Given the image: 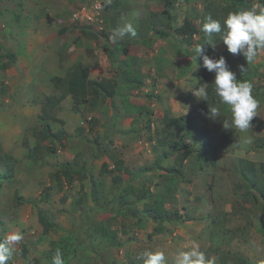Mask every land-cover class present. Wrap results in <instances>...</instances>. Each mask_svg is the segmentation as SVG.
Here are the masks:
<instances>
[{
    "label": "rangeland",
    "instance_id": "1",
    "mask_svg": "<svg viewBox=\"0 0 264 264\" xmlns=\"http://www.w3.org/2000/svg\"><path fill=\"white\" fill-rule=\"evenodd\" d=\"M93 1L0 0V156L15 160L13 170L0 162V242L23 237L7 264H52L57 250L64 264H143L146 249L174 264L193 245L211 264H264V199L249 186L252 176L264 184V50L247 64L219 34L202 31L206 16L223 27L229 12L264 0H104L101 25L73 21ZM126 20L137 35L110 39ZM184 20L200 32L179 35ZM26 30L45 35L39 48ZM198 45L253 84L258 116L247 131L223 127L230 109L215 95L214 73L195 59ZM206 73L208 103L193 94ZM91 74L105 91L89 89L80 105L68 93L58 122L41 119L46 98ZM179 118L188 125L181 140L169 122ZM46 124L65 132L62 142L44 138ZM184 146L217 152L215 165L202 167L195 153L182 160ZM117 160L126 171L110 174ZM63 164L70 179L60 187ZM38 211L57 229L44 233Z\"/></svg>",
    "mask_w": 264,
    "mask_h": 264
},
{
    "label": "clouds",
    "instance_id": "2",
    "mask_svg": "<svg viewBox=\"0 0 264 264\" xmlns=\"http://www.w3.org/2000/svg\"><path fill=\"white\" fill-rule=\"evenodd\" d=\"M202 31L209 37L219 34L220 41L227 47L231 54H242L247 64L253 62L260 50H264V3L253 5L249 9L229 12L223 21V27L219 20L211 15L204 18ZM135 37L136 28L130 21H125L113 30L110 39L124 36ZM215 45V44H211ZM195 59L202 60V67L208 72L214 73V92L220 103L227 105L231 113V121H223L225 129H238L245 132L252 127L251 121L257 115L259 101L253 96V84L247 80H238L236 74L230 70L224 56L218 59L210 57L203 45L194 49ZM240 71H244V65H240ZM197 98L207 100L208 92L204 86L199 87L193 93ZM211 117H219L216 107L210 109ZM22 235L13 233L0 242V264H7L13 255V244L22 240ZM143 264H166V258L162 251L144 250L138 257ZM52 264H64L62 253L57 250L52 258ZM174 264H211L205 253L198 245H193L190 250L179 251Z\"/></svg>",
    "mask_w": 264,
    "mask_h": 264
},
{
    "label": "trees",
    "instance_id": "3",
    "mask_svg": "<svg viewBox=\"0 0 264 264\" xmlns=\"http://www.w3.org/2000/svg\"><path fill=\"white\" fill-rule=\"evenodd\" d=\"M166 3L168 5H171L172 2L171 0H167ZM105 7L106 9H109L108 5H106ZM164 13L168 16V19L171 20L170 9L167 8V10H165ZM211 15H212V18L214 19L216 18L214 13ZM177 32L181 36L182 35L183 36H193L199 33L200 31L198 30L197 26L193 22H191L190 20H184L183 24L179 28H177ZM157 33H159L160 35H165L166 32L158 31ZM5 55H6L5 57H8L11 61L15 60L14 54H5ZM8 68L9 67L6 66L5 69H8ZM208 79H209V74L208 73L204 74L203 78L200 79L199 84L197 86V89L201 86H204L208 92V98L206 101L203 100L204 103H208L211 98V86L206 84ZM56 80L57 78H53V81H56ZM58 81L61 82L60 80ZM67 85H68L67 93H63V95L60 97L52 96L50 98L45 99V102L42 107V115H41L42 120L47 121V122L48 121H51V122L59 121L55 114V108L64 100V98L66 97L68 93L72 95L75 105H80L82 103H87L86 101L88 100H86L84 96L85 94H87V91L89 89L92 90L93 92L94 91L98 92V91H105V88H106L102 82H98L95 80H89L87 79L86 76L82 78L80 77V79L77 78L76 76L75 78H72L68 82ZM183 119L184 118H179V119H174V120L169 119L170 124L178 125L177 126L178 130H177V133L175 134V137L179 138L180 140L182 139L184 132L188 130V125L186 123L184 124L180 123L181 121H183ZM41 134L44 136L46 140L48 139L50 141H57L60 143L63 140V135H65V132L63 131L54 132L52 128L49 126V124H46ZM178 146H179V143L176 142L174 145H171L170 147L173 151H178L177 150ZM184 147H185V150L182 153V160L188 159L191 155L195 153L202 167L209 166V165H212V166L215 165V162L217 159V154H216L217 152H213L212 150L206 147H200L196 149L194 152V150L191 147L189 146H184ZM0 151H2L1 148H0ZM0 162L8 166V169L13 170V164L15 163V160L11 156H7V155L3 157L0 156ZM123 165L124 163L121 160H117L114 166L115 167L114 170L110 171L109 173L114 174L117 172L119 173V172L126 171ZM70 171H71V168L68 166V164H63V170L55 174L56 175L55 178L58 181L57 184L58 185L60 184V187H62V183H63L62 177H64L65 179H70L68 176ZM256 177L257 176H252V179H249V183H250L249 186L251 187V189H253L254 191L258 193L261 199H264V184L256 180ZM9 178L10 177H8V179ZM114 179L115 178H113V181ZM92 189L96 190V187ZM38 220H39L40 225L43 227L44 233H49L50 231L57 229L56 223L50 220V218L47 217L42 211H38Z\"/></svg>",
    "mask_w": 264,
    "mask_h": 264
},
{
    "label": "built area",
    "instance_id": "4",
    "mask_svg": "<svg viewBox=\"0 0 264 264\" xmlns=\"http://www.w3.org/2000/svg\"><path fill=\"white\" fill-rule=\"evenodd\" d=\"M104 0H94L91 6H82L79 10L73 14V21L94 25H101L103 20L101 19V12L103 11Z\"/></svg>",
    "mask_w": 264,
    "mask_h": 264
},
{
    "label": "crops",
    "instance_id": "5",
    "mask_svg": "<svg viewBox=\"0 0 264 264\" xmlns=\"http://www.w3.org/2000/svg\"><path fill=\"white\" fill-rule=\"evenodd\" d=\"M51 1L54 4V0H51ZM45 3L46 4H49L50 3V0H46ZM50 11L52 12L53 10H50ZM44 36L45 35L42 32H40L39 34L36 35L35 31H33V30H26V37H27L26 39L28 40V43H31L32 44L33 47L39 48V44H38V41H40L39 38L41 37V40H43ZM93 73H96L97 75L99 74L98 72H93ZM104 76H106V74ZM89 79L96 80L95 75L94 74H91L90 77H89Z\"/></svg>",
    "mask_w": 264,
    "mask_h": 264
}]
</instances>
